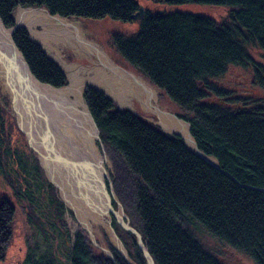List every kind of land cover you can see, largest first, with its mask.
Wrapping results in <instances>:
<instances>
[{"label": "trees", "instance_id": "trees-1", "mask_svg": "<svg viewBox=\"0 0 264 264\" xmlns=\"http://www.w3.org/2000/svg\"><path fill=\"white\" fill-rule=\"evenodd\" d=\"M151 1L218 5L229 10L222 23L190 12L144 10L134 34L110 37L119 58L147 77L181 112L179 117L189 122L198 149L215 158L218 168L187 149L180 136L167 135L133 113L117 110L95 89L86 90V104L102 142L121 156L135 177V213L143 243L155 264H221L204 249L190 228L195 226L244 253L254 264H264V103L241 107L248 98L233 97L213 81L229 66H237L249 68L252 83L264 89V65L246 49L264 50V0ZM17 7H45L51 15L68 19L109 18L126 23L133 21L139 1L0 0L5 27L13 26ZM12 39L37 80L56 88L65 84L60 69L29 39L25 28L16 29ZM218 99L224 101L218 104ZM2 114L0 108V169L13 157L22 173L41 181L35 158L10 148ZM7 174L18 197L31 196L27 188L22 194ZM47 195L64 225L65 207L49 183ZM14 214V206L0 193V261L12 236ZM129 236L134 262L146 264L134 235ZM64 256L61 261L51 252L37 255L28 248L19 264H90L77 231Z\"/></svg>", "mask_w": 264, "mask_h": 264}, {"label": "bare ground", "instance_id": "bare-ground-1", "mask_svg": "<svg viewBox=\"0 0 264 264\" xmlns=\"http://www.w3.org/2000/svg\"><path fill=\"white\" fill-rule=\"evenodd\" d=\"M14 19L16 24L25 26L31 39L60 64L67 84L51 88L31 78L23 81L19 76L23 72V62L17 64L18 75H14L15 64L9 50L0 48V88L11 99L19 124L37 154L46 178L59 189L81 228L95 243V235H100L99 226H102L111 242L120 248L106 222L109 197L102 178L105 164L109 166L110 160L106 147L97 145L91 126L86 122L83 92L86 86H93L121 107L130 106L131 99L136 98L144 109H152L155 105L151 100L158 99V91L141 76L114 62L97 43L88 40L79 22L50 16L39 8H18ZM7 37L0 34L1 43H6ZM64 47L77 56L88 58L90 65L63 60L59 49ZM158 114L165 131L178 132L185 138L186 145L193 148L184 120H177L168 111ZM114 214L120 224L127 223L123 213L114 211ZM103 250L109 254L106 248Z\"/></svg>", "mask_w": 264, "mask_h": 264}, {"label": "rangeland", "instance_id": "rangeland-1", "mask_svg": "<svg viewBox=\"0 0 264 264\" xmlns=\"http://www.w3.org/2000/svg\"><path fill=\"white\" fill-rule=\"evenodd\" d=\"M138 1L139 6H142L144 10L154 13L173 11L190 12L209 17L217 23H222L226 20L229 10L228 7L208 4L186 3L171 5L166 3H157L151 0ZM69 20L79 22L83 28L84 36L88 40L97 43L114 62L122 66L124 69L133 71V69L127 66L116 54L111 45L110 37L113 33H119L126 36L134 34L140 26V19L126 23L111 20L109 18L97 21L73 18ZM37 28L40 29V26H37ZM28 37L31 38L30 33H28ZM246 49L254 61L264 65L263 49L257 46H247ZM59 51L62 54L63 60L66 62L76 63L81 66L90 65L88 58L77 56L74 52L66 49L65 47L60 48ZM91 58L94 57L91 56ZM133 73L136 75L139 74L135 70ZM213 81L218 86L231 91L233 97L248 98L239 104L241 107L251 108L256 102L264 103V89H261L252 83V72L249 68L229 66L221 77ZM65 84H67L66 79ZM86 88L87 86L85 87V90ZM85 90L83 92V99L86 104ZM158 94L157 100H151L153 105L157 106L162 111L176 113L177 115L181 114L175 105L162 92L158 91ZM223 101L224 100L222 99H218L216 103L221 104ZM130 103V106H123L122 109H131L137 117L162 131L160 126L155 123L158 121V117L155 114L156 111H154V108L144 109L140 101L136 98H132ZM113 105L116 107L118 104L114 101ZM229 106L233 105L229 104ZM233 107H236V105ZM0 108L3 109L2 117L4 121L5 134L9 141L10 148L13 150L17 149L20 152H25V155L33 156L41 171V181H39L41 182V185L37 186L39 182L37 180H33L30 175L22 173V171H20V167L16 165L13 160V157L9 158V165H5L3 170L0 169V193L9 199L15 209L11 226L12 236L8 242L4 258L0 261V264L21 263L28 248L34 249L37 255H41L45 252H51L62 261L65 259L64 255L67 252L69 241L73 238L76 231L81 237L85 238L83 241L87 247L90 264H108L102 250L90 242L89 238L86 237V234L79 225L73 210L65 204L59 189L55 184L46 178L37 158V154L33 150L32 146L29 145L25 133L19 127L11 99L2 91L1 88ZM103 145L107 149L110 160L109 166L105 164L106 171L109 174V179L113 180V187L116 190L117 198L123 204L132 226L138 229L139 222L135 213V177L129 171L121 156L106 144L103 143ZM6 174L7 177L14 180V185L18 186L22 194L25 195L23 190L27 188L28 192L31 193V196L26 195L18 197L14 188L9 184ZM47 183L52 185L55 189L57 198L65 207V210L61 213V219L65 222L64 225L58 221L52 211L55 207L49 202L47 195ZM190 228L205 247L204 249L210 254H214L221 264H254V262L244 253L218 242L216 239L210 237L204 231L195 226Z\"/></svg>", "mask_w": 264, "mask_h": 264}, {"label": "water", "instance_id": "water-1", "mask_svg": "<svg viewBox=\"0 0 264 264\" xmlns=\"http://www.w3.org/2000/svg\"><path fill=\"white\" fill-rule=\"evenodd\" d=\"M18 8H39V9H43L44 11H46L50 16H57V17H59V18L69 20L68 18L61 17V16H59V15H57V14H55V15H51V14L47 11V9H46L45 7H17V8L14 10V12H15ZM14 12H13V14H12L13 22H14L13 26H11V27H5L4 24H3V22H2V20L0 19V34H1V36H3V37H7V36H8V37H7V40H8V41H6V43H3V42L1 43V40H0V48H5V49H8V50H9L10 55H11L13 61H14V64H15V65H14L15 68H14V70H13V71H14V75H18V72H17L16 66H17L18 63H20V62L22 61L23 64H24V67H23V72H22V74L19 75V76H20V79H22V80L24 81V80H28L29 78H31V79H33L34 81H36L37 83H39V84H43V85H46V86L51 87V88H56V87L51 86L50 84L40 82L39 80H37V79L33 76V74L30 72L29 67H28L27 63L25 62V60H24V58H23L21 52H20V51L18 50V48L16 47V45H15L13 39H12V34H13V32H14L16 29L20 28V27L25 28V29L27 30L28 33H30V32H29V30H28L25 26H22V25H18V24H16V22H15V20H14ZM143 15H144V9H143L142 6H139L138 10H137L134 14H132L131 18H132L133 20L141 19V18L143 17ZM29 39H30L31 41L35 42V41L32 40L30 37H29ZM35 43H37V42H35ZM37 44L42 48V46H41L39 43H37ZM42 50H43V52L45 53L46 57H47L50 61H52V62H53V63H54L59 69H60V71H61L62 74L64 75V78L67 80L66 75H65V72H64V70L62 69V67L60 66V64H59L57 61H55L53 58H51V57L48 55V53H47L43 48H42ZM1 58H2V57H1ZM133 71H134V70H133ZM133 71H131V72H133ZM138 75L141 76L142 78H144L145 80H147V82H148L153 88H155V89H157L158 91L162 92L158 87H156L155 85H153V84L149 81V79H148L147 77H145L144 75H142V74H140V73H139ZM11 85L13 86V82H12ZM14 88H15V87H14ZM57 88H60V87H57ZM87 88H92V89H95V90H97V91L103 93V94L105 95V97H106L108 100H110V101L114 104V100L111 99V98H110V97H109L104 91H102V90H100V89H98V88H96V87H93V86H87ZM87 88H86V90H87ZM15 89H16V88H15ZM86 90H85V91H86ZM151 105H152V104H151ZM85 108H86V122H88L89 125L91 126V129H92V131H93V136H94V138H95V140H96V143H97L99 146H102V145H103V142H102V140H101V138H100V136H99V130H98V128H97V126H96V123L94 122V120H93V118H92V116H91V114H90V112H89V110H88L87 104H85ZM116 108H117V110H119V111H124V110L122 109V107L119 106V105H116ZM125 110H127V111L133 113L134 115H136L131 109H128V108H127V109H125ZM154 110L156 111L155 114H156L157 117H158V121L155 122V123H157V124L160 126V128L162 129V132H163V133H165V134H167V135H177V136H180V137L182 138L183 143H184V145L186 146L187 149H189L191 152H193L194 154H196L197 156H199L200 158H202L203 160H205V161L208 162L209 164L215 166L216 168L219 167V166H218V163H217V161H216L215 158H213V157H211V156H207V155H205L203 152H201V151L198 149L195 140L193 139V137H192L191 134H190V124H189V122H187V121H185L184 119L180 118L179 115H177L176 113H173V114L177 117V120H179V121H180V120H184V122L187 124L189 134H190V136H191V138H192L193 148H190V147H188V146L186 145L185 138H184L181 134H179L178 132H175V131H171V132L165 131V130L162 128V126L160 125V123H159V114H158V112L161 114V113H165V111L160 110L157 106H154ZM16 116H17V115H16ZM17 121H18V124H19L18 117H17ZM19 127H20L21 130H23V132L25 133V135H26V137H27V134H26L25 130L20 126V124H19ZM27 140H28V137H27ZM28 143H29V140H28ZM29 145H31V144L29 143ZM103 177H104L105 179H107V181H108L109 184H110V189H111V181L109 180V174H108V172L104 171V172H103ZM102 182H103V187H104V184H105V183H104V181H102ZM104 190H105V187H104ZM105 193H106V195H107V197H108V194H107L106 190H105ZM108 202H109V201H108ZM119 208H120L121 211H122V208L120 207V205H119ZM121 225H122V227L125 228L128 232H130L131 234L134 235V237H135V241H136V244H137L138 248L140 249V251L142 252L143 257H144V259H145V263H146V264H155L154 261H153V258L151 257V255L149 254L147 248L145 247V245H144V243H143L142 236H141L140 232L138 231V229H136V228H134V227H131V226H129L127 223H124V222H123ZM124 252H125V251H124ZM124 255H126V253H124ZM126 259H127V261L129 262V264H136V263L132 262L127 256H126Z\"/></svg>", "mask_w": 264, "mask_h": 264}, {"label": "flooded vegetation", "instance_id": "flooded-vegetation-1", "mask_svg": "<svg viewBox=\"0 0 264 264\" xmlns=\"http://www.w3.org/2000/svg\"><path fill=\"white\" fill-rule=\"evenodd\" d=\"M102 179H103V181L105 183L104 187H105V190H106V192L108 194V197H109L108 214H109V219L110 220L106 219V222L109 224L110 228L112 229L113 234H114L116 240L118 241V243L120 244V248L121 249L118 248L117 246H115L111 242L107 230L105 228H103L102 226H99L100 235L99 236L95 235V243H93L91 241V239L88 236L87 232L85 230H83V231L85 232L86 237L89 238L90 242H92L95 246H97L99 249L102 250V252L105 255V260H106V262H108V264H129V262L126 259V256L132 262H134V260H133V258L131 256V255H133V249H132V245H131V238L129 236L130 232H128L125 228L122 227V225L120 224V222L116 218V215L114 214V211H118V212L123 213L124 214L123 220L127 221L128 225H130L131 227H134V226H132L129 217H128V215L125 212L123 204L117 198L116 190L113 187V180L109 179L111 181V189H110V184L107 181V179H105L104 177ZM119 205L122 208V211L119 208ZM126 216L128 218H126ZM81 238H82V241L85 240L84 237H81ZM104 248H106L108 250L109 254L106 253L105 250H103ZM122 251L123 252L125 251L124 253H126V255H124L122 253Z\"/></svg>", "mask_w": 264, "mask_h": 264}]
</instances>
